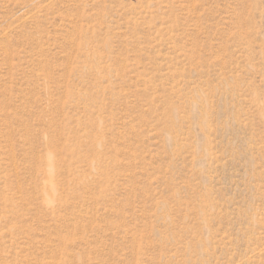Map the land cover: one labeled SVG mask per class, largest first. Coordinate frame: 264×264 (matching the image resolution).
I'll use <instances>...</instances> for the list:
<instances>
[{"label": "rangeland", "instance_id": "374dc122", "mask_svg": "<svg viewBox=\"0 0 264 264\" xmlns=\"http://www.w3.org/2000/svg\"><path fill=\"white\" fill-rule=\"evenodd\" d=\"M0 264H264V0H0Z\"/></svg>", "mask_w": 264, "mask_h": 264}]
</instances>
